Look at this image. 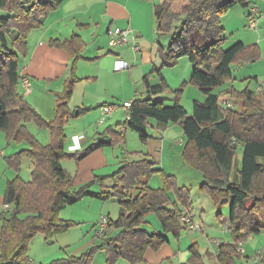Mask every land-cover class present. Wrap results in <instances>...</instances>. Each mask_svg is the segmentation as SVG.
<instances>
[{"label":"trees","instance_id":"obj_1","mask_svg":"<svg viewBox=\"0 0 264 264\" xmlns=\"http://www.w3.org/2000/svg\"><path fill=\"white\" fill-rule=\"evenodd\" d=\"M64 0H0V139L6 134L11 142L22 146L13 155L5 156L9 168L20 173L24 156L32 164L31 180L20 175L6 183L4 204L9 205L0 217V264H32L29 245L38 234L46 242L54 243L58 234L66 232L72 223L61 218V211L86 196L103 200L115 198L120 212L117 220L108 219L109 231L102 238L100 250L106 252V264L120 259L129 264H144L149 249L159 250L168 242V235L179 237L188 228L180 220L185 211L191 213L190 189L179 186L176 177L165 173L156 161L144 156L121 163L116 172L73 189L62 161L80 160L96 149L125 143L122 134L108 128L111 137L102 133L100 140L83 151L66 149L65 127L75 116L68 106L76 82L75 70L85 44L73 34L70 39L51 40L54 47L63 48L74 57L72 78L63 91L56 94V117L44 119L20 92V59L28 54L27 41L33 30L43 26L44 18L56 10ZM252 0H163L154 7L158 34H170L167 52L160 68H153L144 77L148 96L136 98L129 110L130 118L124 126L139 135L146 144L150 138L149 120L164 131L170 124H179L184 132L182 151L184 164L202 175L200 190L210 196L214 205H230L228 226L234 243L218 245L219 264H237L239 243L252 235L264 232V95L246 88L231 93L234 106L224 108L215 89L233 80L232 65L248 64L261 58L258 44L246 46L234 42L224 45L225 28L222 18L235 7L250 8ZM187 58L192 64L189 81L175 90L172 105L153 96L168 88L163 68H173L178 60ZM159 75V83L152 84L151 74ZM188 84L207 95L204 102L194 101L191 114L181 103ZM34 122L51 134L48 144L41 143L28 129ZM109 138V140L104 138ZM242 158L236 167V156ZM237 168V169H236ZM237 179L234 180V171ZM160 174L163 186L154 188L150 182ZM101 182V191L91 190ZM112 182L106 186V182ZM175 198H172V194ZM155 213L161 230L148 231L147 216ZM221 213L217 217L221 219ZM95 249V248H94ZM92 249L69 263L90 264ZM191 262L200 264L198 244L190 246ZM263 261V260H262Z\"/></svg>","mask_w":264,"mask_h":264},{"label":"crops","instance_id":"obj_2","mask_svg":"<svg viewBox=\"0 0 264 264\" xmlns=\"http://www.w3.org/2000/svg\"><path fill=\"white\" fill-rule=\"evenodd\" d=\"M252 2L253 5H259L257 0H252ZM155 5L151 0H64L56 10L50 12L44 18L43 26L40 29L33 30L30 33L27 41L28 54L26 58L20 59V73L22 77H27L30 80V91L27 92L22 85L19 86V90L24 93L27 101L47 121H52L56 117V94L63 91L72 78L71 65L74 60V57L68 51L54 47L50 42L53 39L65 41L70 39L73 34H77L85 44L76 63V82L68 103L70 110L75 112V116L69 118L65 127L67 136L65 146L69 152H71L69 148L74 144L73 138L75 136L80 138V151L100 140L104 132L106 136L111 137L106 132L108 128L115 130L118 134H122L125 138V143L129 142L131 135L133 136L134 132L128 128L124 132L121 131V126L127 120V110L122 107L115 110L111 116L106 117L104 123L101 124L99 121L103 117V105L134 101L139 97H147L148 93L144 84V77L150 74L153 68L162 67L163 55L167 52L168 46L165 47L160 41L154 15ZM244 12L245 15L243 16L248 19L250 8L245 9ZM228 14L222 18V25L225 31L227 30L225 25H228L229 22L230 25L236 19H239L241 23L244 22L243 17L240 16L241 13L237 14L236 17H229ZM261 24L264 25V15L259 25ZM128 26H131L135 31L136 42L140 46V50L134 51L132 49L133 43L115 49L111 48L109 46L108 31L111 28H127ZM231 31L233 32V28H231ZM237 41L242 42L246 46L250 45L246 44L242 39ZM21 60L23 63H21ZM121 63L126 64L127 68L118 70L117 66ZM254 63L232 65V69H234L233 80L214 91L220 95L219 100L226 97L232 99L231 93L233 91H243L246 88L257 91L261 80L264 78V71L262 70L258 75V72L253 71L256 66ZM244 65L250 67L249 71L246 70ZM190 71L191 65L189 61L180 59L176 67L163 68L162 74L167 84L170 83V78L175 77L188 82L190 76L188 77L187 73L189 74ZM149 79L152 84L159 83V75L157 73L151 74ZM253 79L256 81L254 88H252L251 81ZM164 91L153 97L168 103V100L173 98L165 95ZM185 91L188 93L187 97H185L187 94ZM206 98L207 95L204 92L197 87H193L192 84H188L181 97V103L191 113L193 102H204ZM71 120H74V126H72ZM76 122H80V124ZM31 125L39 131L47 129H40L34 122L27 124L29 131L40 142L42 141L41 143L48 144L51 141L50 132L48 136L45 134L37 136ZM72 127L75 130L71 129ZM148 133L150 138L146 144L141 142L142 148L141 152H139L140 154L138 153L139 157L143 158L146 156L153 159L165 173L176 177L172 169H174V162L176 160L179 161L185 144L182 127L179 124H170L164 131H159L157 122L150 119ZM96 137H98L97 140H95ZM108 137L104 139L109 140ZM1 142L0 139V144ZM22 146L24 147L22 144H11L9 146L11 150L7 149L3 151V155L0 154V217L6 212L4 204L6 183L8 180L20 175V173L7 166L4 157L13 155ZM123 147V142H120L112 147L99 148L78 161L65 159L62 161V166L68 178L74 180L76 184L89 183L93 181L95 176L111 175V171L116 166L118 170L121 163L128 160L125 157L121 161L119 160L118 151L121 148L123 152ZM126 148H129L127 144ZM115 161H117V164ZM239 161L236 158V167H238ZM30 167L32 169L31 162ZM116 169L114 172L117 171ZM236 169L234 171V180L237 179ZM171 196L174 199L173 194ZM194 210L192 203L191 214L193 218H195ZM199 211H201L200 214L205 213L203 208ZM216 220L223 224L225 230H228L229 233H221L219 234L220 236L211 237L206 232L208 239L204 235H200L204 240L203 242L199 241L197 235L188 233L185 230L180 233L179 237L169 234L168 242L159 250L149 249L147 251L144 264H195L191 262L192 254L189 248L196 243L200 248V264H219L217 260L218 245L222 242L234 243L235 238L228 226L229 212L224 219L222 218L221 220L217 217ZM255 236L252 235L242 242H245V246H243L244 254L236 258L237 264H251L255 252L264 248V246L252 249L249 247L247 241H254ZM212 239L217 240L218 243H213ZM166 247L168 249L166 256H164L165 254L160 255ZM151 259L156 260L153 261ZM262 260L264 264V259Z\"/></svg>","mask_w":264,"mask_h":264},{"label":"rangeland","instance_id":"obj_3","mask_svg":"<svg viewBox=\"0 0 264 264\" xmlns=\"http://www.w3.org/2000/svg\"><path fill=\"white\" fill-rule=\"evenodd\" d=\"M151 1L157 4V3L162 2L163 0H155V2L154 0H151ZM257 2H259L258 3L259 5L257 6L262 11V15H264V0H257ZM251 7H250V10H251ZM244 11L245 9L241 7H235L229 12L228 14L229 17H232V16L236 17L237 14L241 13L240 16L243 17L244 22L241 23L239 19H236L235 21H233L231 25H230V22L228 23V25H225L226 23L224 21V25L227 28L224 34V37L227 39V43H225L224 47L228 48L229 46H231V44H233L234 42H237L238 39L244 40L246 44L260 45L261 47L260 46L259 47L261 50V58L254 63V65L256 66L255 68H253V71L258 72L257 74L259 75V73H261L262 70L264 71V25L263 24L259 25L258 29L249 28V18L245 19V17L243 16L245 15ZM231 28H233V32L231 31ZM159 37H160L161 43L165 47L169 45L168 42H170L171 40L170 34H167V33L160 34ZM181 59H185V61H189L187 58H181ZM21 63H23L22 60H21ZM190 65H191V71L189 74L187 73L188 77L189 76L191 77V73H192V64L190 63ZM235 65H238V64H235ZM244 67H246V70L249 71L250 67L245 66V65ZM251 81H252V86H253L252 88H254L256 86V81L255 79ZM20 82H21V79H20ZM183 82L184 81L179 80L178 77L170 78V83H168L169 84L168 88L164 92H165V95H168L169 97H172L173 99L168 100L171 103L169 102L166 103L162 99L161 100L167 105H172L175 100L174 91L179 89L180 86L183 84ZM192 86L195 87L194 85ZM187 96H188V93L186 94L185 97ZM185 102L188 103L187 101ZM71 121H72L71 122L72 126H74L75 125V122H73L74 120H71ZM76 123L80 124V122H76ZM71 129L75 130L74 127H72ZM32 130H34V132L37 133V136L38 135L41 136L44 134L47 136L49 135L48 130L39 131L34 126H32ZM97 138L98 137H96L95 140H97ZM129 138L130 139L128 143H123L124 144L123 152L121 151V148L118 151V157L120 161L123 159V157H125V159H128V160H137L138 158H142V157H139L138 155V153L141 152L140 150L142 148L139 135L136 132H134L133 136L131 135V137ZM1 141H2L0 144L1 151H5L7 149L11 150L9 149L11 148L9 146H11V144L12 145L16 144L14 142H11V144H9L8 146V142L6 140V134H2ZM126 144L129 148H126ZM8 152L10 153V151ZM236 158L241 160L242 158L241 150H239V152L237 153ZM115 163L117 164V161H115ZM116 168L117 166L115 167V169ZM173 168L174 169L172 170L174 174H176L177 184L180 187L186 186L187 188L190 189L193 207L195 208L194 210V215L196 218L195 221L201 226V229L196 230V231H188V233H194L195 235H197L199 237L200 242L204 241L200 235L202 236L204 235V237L208 239V237L206 236L207 234L206 232H208V234L211 237L220 236L219 234L221 233H229L228 230H225L224 225L221 224L220 222H217L216 219H217V214L219 211L221 212V215H222L221 220L222 218L224 219L228 215V212L230 210V205L225 204L219 207L214 205L210 196L207 195L206 193H203L200 190V186L203 182L202 175L196 169L184 164L182 155L179 157V161L176 160L174 162ZM115 169H113V171H111L110 174H113ZM20 176L26 181H29L32 178L30 161L26 156H24L22 160V164L20 168ZM96 177H105V176H101V175L95 176L93 181L95 180ZM110 183L111 182L108 181L105 184L106 186H109ZM150 184L154 188L162 187L163 179L161 175L160 174L154 175L151 179ZM83 185L84 183L76 184V182L73 180L74 190L80 189L81 186ZM101 188H102L101 182L98 180L97 182L93 184V186L91 187V190L94 192H100ZM173 196L175 198L174 193H173ZM201 208L205 210V213L200 214L201 211L199 210ZM119 212H120L119 202L115 198L103 200V199H100L94 196H86L82 198L80 201L72 205H68L66 208H64L61 211V218L64 220H69L72 223V226L66 232L58 234L57 237L54 239V243L46 242L42 234H38L37 236H35V238L32 240V242L29 245V256L31 258L32 264H72V263H69V261L73 257L82 256L85 253H89L94 248L95 249L93 250L92 259H91L90 264H106V259H107L106 252L104 250L99 249V246L103 242L102 238L98 235L99 222L103 216H106V217L109 216L111 219L117 220V218L119 217ZM146 219L148 221V224L146 225L148 228V231L154 232V231L161 229L159 218L155 213H150ZM202 227L204 228V230ZM255 237L256 238L254 241H249V242L247 241V243L249 244V247L252 249L255 247L257 248L258 246L260 247L264 246V232L259 235L257 234ZM244 244L245 242L243 243V246H245ZM164 249L165 250H163L162 254L160 255L165 254L164 256H166L168 249L167 247ZM257 251L255 252V254L257 253ZM116 264H129V263L127 262V260L120 259ZM251 264H254L253 261L251 262ZM260 264H263V263L261 262Z\"/></svg>","mask_w":264,"mask_h":264},{"label":"built area","instance_id":"obj_4","mask_svg":"<svg viewBox=\"0 0 264 264\" xmlns=\"http://www.w3.org/2000/svg\"><path fill=\"white\" fill-rule=\"evenodd\" d=\"M262 11L257 5H254L251 7L250 13H249V28L251 29H258L260 20L262 19ZM109 35V46L111 48H117L123 45H129L130 43H133L132 49L134 51L140 50V46L137 44V36L134 32V30L131 28V26H128L127 28H111L108 31ZM126 64H118L117 69L122 70L126 69ZM233 70V69H232ZM20 84L24 87V89L29 92L30 91V80L27 77H22ZM263 87H264V78L261 80V83L259 87L257 88L256 93L263 94ZM133 101H125L123 103H111V104H105L102 106V113L103 117L100 119V123H104L105 118L112 115V113L117 110L118 108H124L127 110V120L130 118L129 116V110L132 106ZM221 105L224 108H230L233 106V101L231 98H224L220 100ZM126 130V127L123 125L121 126V131L124 132ZM74 144L69 148L71 152L79 151L81 150V143L79 136H75L74 138ZM0 154L3 155V151L0 149ZM6 208L9 207V205H5ZM181 224L186 226L189 231H196L201 229V226L194 220L192 214L189 211H185L184 214L181 217L180 220ZM109 231L108 228V219L106 216H103L99 222L98 227V235L100 237H104V235ZM213 240V239H212ZM210 240V241H212ZM213 243H218V241L213 240ZM237 251L240 254H244V248L243 243H239ZM262 259H264V249H261L257 251L256 254L252 257V261L254 264H260L262 262Z\"/></svg>","mask_w":264,"mask_h":264}]
</instances>
